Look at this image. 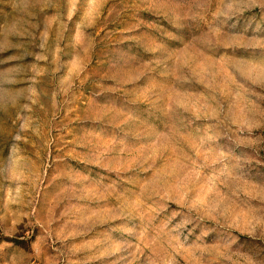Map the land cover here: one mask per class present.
Returning a JSON list of instances; mask_svg holds the SVG:
<instances>
[{
	"label": "rangeland",
	"instance_id": "obj_1",
	"mask_svg": "<svg viewBox=\"0 0 264 264\" xmlns=\"http://www.w3.org/2000/svg\"><path fill=\"white\" fill-rule=\"evenodd\" d=\"M0 264H264V0H0Z\"/></svg>",
	"mask_w": 264,
	"mask_h": 264
}]
</instances>
